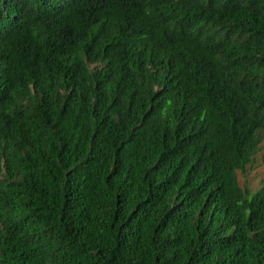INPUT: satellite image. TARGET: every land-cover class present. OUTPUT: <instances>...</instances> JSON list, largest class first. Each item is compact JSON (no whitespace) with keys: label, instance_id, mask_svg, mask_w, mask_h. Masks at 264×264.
<instances>
[{"label":"trees","instance_id":"16d2710c","mask_svg":"<svg viewBox=\"0 0 264 264\" xmlns=\"http://www.w3.org/2000/svg\"><path fill=\"white\" fill-rule=\"evenodd\" d=\"M264 0H0V264H264Z\"/></svg>","mask_w":264,"mask_h":264},{"label":"rangeland","instance_id":"374dc122","mask_svg":"<svg viewBox=\"0 0 264 264\" xmlns=\"http://www.w3.org/2000/svg\"><path fill=\"white\" fill-rule=\"evenodd\" d=\"M237 182L242 189L253 193L264 186V138L261 140L258 151L244 170L236 171Z\"/></svg>","mask_w":264,"mask_h":264}]
</instances>
